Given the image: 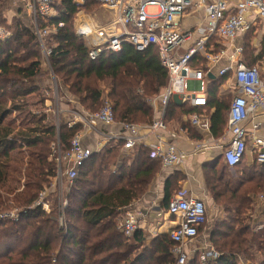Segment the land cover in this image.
Returning <instances> with one entry per match:
<instances>
[{
	"label": "trees",
	"instance_id": "1",
	"mask_svg": "<svg viewBox=\"0 0 264 264\" xmlns=\"http://www.w3.org/2000/svg\"><path fill=\"white\" fill-rule=\"evenodd\" d=\"M53 2L58 15L37 19L40 29L52 28L43 37L44 48L33 25L18 15L10 28L3 26L11 35L0 40V214L12 210L18 214L15 219L0 217V264H174L169 233L157 234L147 242L141 228L127 237L118 227L123 209L143 196L162 166L151 156L149 147L137 146L124 157L121 143L92 151L72 182L63 179L69 186L62 209L64 226L58 224L62 206L55 200L48 212L37 204L57 170L50 148L57 138L54 116L46 111L45 90L33 79L43 49L59 88L91 112L107 99L118 123H151L149 100L163 92L168 81L155 46L137 51L124 44L120 52H107L91 60L83 40L74 32L73 19L80 7L97 4L93 0H86L83 6L74 0ZM253 32L252 28L244 35L242 61L247 65H254L264 54V44L257 55L250 52ZM99 81L105 83L104 89L96 86ZM220 82L211 78L206 88L207 106L213 109L211 129L216 135L226 125L229 105L217 96ZM33 95L38 97L35 102L30 100ZM203 109L207 111V107L169 101L164 121L178 122L182 115ZM11 114L18 115V126H14V118H9ZM80 129V124L68 127L65 118L60 120L62 152L68 150L71 138ZM240 163L233 166L235 176L221 162V156L202 166L210 197L225 210L228 219L214 227L211 243L217 255L207 264H264V225L254 229L244 216L252 204L249 195L264 190V164L245 168L239 167ZM183 179L177 171L166 179L162 201L166 210L171 194L181 189ZM188 261L186 264H200V252Z\"/></svg>",
	"mask_w": 264,
	"mask_h": 264
},
{
	"label": "built area",
	"instance_id": "2",
	"mask_svg": "<svg viewBox=\"0 0 264 264\" xmlns=\"http://www.w3.org/2000/svg\"><path fill=\"white\" fill-rule=\"evenodd\" d=\"M24 9L34 18V29L38 38L45 36L50 29H40L37 19H50L57 14L53 0H19ZM108 17L100 20L85 13L80 7L75 15L74 32L84 40L88 57L96 60L104 53H117L124 44H129L137 51L155 46L159 59L168 72L167 85L163 92L150 99L153 118L151 123L142 125L130 122H116L112 107L107 99L103 100L95 112H75L67 120V126L81 125L71 138L69 148L61 151L58 137L57 118L63 113L59 108L57 86L53 80L50 88L54 96L51 114L56 119L57 138L50 143L56 161V177L53 182L58 186L66 178L72 182L78 168L90 156L92 149L83 144V133L94 134L99 147L105 144H122V150L146 144L151 156L160 160L163 167H177L183 163L188 154L204 152L211 147L208 141L192 143L190 150L180 149L174 141L168 139L170 134L164 121V113L169 101L182 105L189 103L192 107L207 105L206 88L213 73L214 64L225 54V48H216V43L234 40L238 34L248 32L256 26L262 27L264 38V0H93ZM83 6L86 0H74ZM153 8V11H149ZM202 11L203 17L194 23L195 13ZM99 12H96V14ZM102 19V20H101ZM10 33L0 28V40H5ZM230 57V64L219 69L218 76L231 73L234 88L238 92L227 106L226 131L229 134L227 146L223 149V159L229 168L239 163L246 153L248 141L257 163L264 164V139L256 135V129L264 124V81L257 64L247 65L241 60V48L235 49ZM200 66H193L196 62ZM233 61V62H232ZM205 62V67H201ZM215 75V74H214ZM52 101V99H51ZM51 103V102H50ZM261 117L260 123L252 125V131L246 128V121L253 114ZM191 125L209 128V119L193 112L187 116ZM103 129H102V128ZM152 137V139H150ZM45 190L40 193L37 204L48 211L43 199ZM262 197V196H261ZM61 212V211H60ZM167 213L176 218L174 227L168 232L175 256L174 264H186L192 249V242L199 236V227L207 220V208L203 198L190 194L185 188L174 192L169 200ZM61 214V213H60ZM61 215H59L60 217ZM1 218H17L12 210L0 214ZM61 224V219H60ZM143 223L136 212L126 209L118 221V227L127 236L141 228ZM199 251V248L198 250ZM214 250L202 249L200 264H207L216 257ZM240 264H249L241 262Z\"/></svg>",
	"mask_w": 264,
	"mask_h": 264
},
{
	"label": "crops",
	"instance_id": "3",
	"mask_svg": "<svg viewBox=\"0 0 264 264\" xmlns=\"http://www.w3.org/2000/svg\"><path fill=\"white\" fill-rule=\"evenodd\" d=\"M191 20H194V18ZM195 21H197V19H195ZM246 33L238 34L234 40L224 42L225 44L224 48L226 49V52L222 56V58L219 61H217L213 66V73L215 75L212 74L213 76L212 78H216L218 80L221 79L217 91H219L220 87L224 88L227 85L228 90L231 89L233 93L238 92L236 90H233L235 86H234L233 78H231L230 72H228L227 75L224 76H218L216 73L218 72L219 69L230 64L229 62L230 57L235 55L236 48H241L240 56L242 60L243 48L240 44L235 43V41L238 38L244 37ZM227 45H229V47ZM255 64L258 65L260 69L261 77L264 81V54L261 56L259 60L256 61ZM45 106L47 107L46 111L51 112L52 105L50 106L49 99H46ZM205 107H207V111L205 110L206 109L205 108L200 112V114L206 117L207 120L209 119L208 129H201L191 125L187 119V116L189 114L187 115L185 114L182 115L181 120L178 122L171 121L166 123L167 128L170 131V134H168V139L174 141L180 149L185 151L190 150V148L192 147V143L196 141H208V143L211 144V147L205 150L204 152L186 155L183 159V163L177 167L166 168L161 166L159 172L157 173L156 177L153 179L152 183L150 184L147 191L143 194V196L140 197L138 200L132 202L127 208L123 209L122 215L120 216L122 217L124 215V211L126 209L133 210L134 212H136L137 216L139 217V220L143 223L141 229L145 231L146 239L147 238L152 239L157 234L160 233L167 234L174 227L176 218L174 216H169L167 210L162 206L164 183L166 179L174 171H177L184 176V179L179 183L180 187L185 188L193 196L203 198L206 203L207 220L199 230V236H198L199 252H201L202 249L214 250L211 243L214 227L218 222L228 221L225 210L220 205L218 206L217 204L215 203L212 204V202H210L211 197L209 198L208 196L210 192L205 187V185L204 186L201 185L203 181L202 179L203 165H207L208 163L214 161L216 158L220 156H221V162L225 164L222 154H223V149L225 146H227L229 140V134L226 131V125L223 127L222 132L220 134L216 135L212 133L209 116L210 114H212L213 109L209 108L207 105ZM225 112H227V110H225ZM225 118H226V113H225ZM260 122H261L260 115L255 113L250 116V118L246 121L245 125L249 131H252V125ZM255 131H256L255 132L256 135L264 139V124L261 123L260 127ZM87 135L89 136V139H91V142L89 144L85 143L83 137V144L89 147L90 149H92L93 152L94 151L98 152L104 147V146L99 147L97 141L95 140L94 134L88 133ZM150 139H152V137H150ZM107 145L114 146V144H107ZM142 145L147 147L146 144L145 145L142 144ZM128 152L129 151H124L121 149L120 154L124 157L128 154ZM254 163L257 162H255L254 160V154L251 151V143L248 141L246 153L244 154L241 163L239 164V167L250 168ZM229 170L232 172L233 176H235L233 168H229ZM262 180L264 182V175ZM249 197L251 198L252 204L250 206L249 211L247 212L248 214L247 221H249L248 219L251 218V225L254 227V229L255 228L260 229L264 225V190L263 191L259 190L255 194H250ZM213 207L215 210L212 212L210 210ZM209 214H211V216H209ZM148 233L150 235H148Z\"/></svg>",
	"mask_w": 264,
	"mask_h": 264
},
{
	"label": "rangeland",
	"instance_id": "4",
	"mask_svg": "<svg viewBox=\"0 0 264 264\" xmlns=\"http://www.w3.org/2000/svg\"><path fill=\"white\" fill-rule=\"evenodd\" d=\"M22 6H23V4L19 0H0V24H1L0 28L7 30L5 27H3L6 25L10 28V26L12 25L13 18L16 17V15L23 17L22 20L24 22H26V23L29 22L34 27V18H32V16L29 13H27L26 10L24 11L21 8ZM19 9L22 10L23 12H20ZM55 9L57 11L56 12L57 14L55 15V17H56L58 15V10H57L56 6H55ZM153 10H154L153 8L149 9V11H153ZM96 12H99V14L98 13L96 14ZM76 13H78V12H76ZM85 13L87 15H89L90 17H93V18H96L99 20H100V18H98V17H100V13L102 14L101 16H104V19L108 17V15L105 12L101 11V8L99 9V6L87 7V8H85ZM75 15H74V19H73V28H74V22H75ZM55 17H53V18H55ZM194 17H195L194 20H191V22H195V19H197V21L199 19H201L203 17L202 11H197L195 13ZM36 24L38 25V23H36ZM51 29L52 28H50V30ZM7 31L11 35V31L10 30H7ZM261 32H262V28L260 26L259 27L256 26L254 28L253 35L249 38V40H250L249 41V47H250L249 50L252 53V55H257L260 52V50L262 49V46L264 44L263 43L264 38H263ZM43 37H41V38L37 37L42 48H44L43 42L45 41V38H43ZM79 39H82V38H79ZM216 40L217 39L214 38L210 41L213 44L216 43V45H215V47H213V49L225 47L224 42H220V41H216ZM244 40H245L244 37L238 38L235 41V43L240 44L242 46V48H244ZM83 42H84V40H83ZM227 46L229 47V45H227ZM245 50H246V48H245ZM244 54H246L245 51H244ZM47 56H48V54L46 52V49H43L41 61H39L37 66L33 69L35 72V76L33 77V79L35 81H37V83L42 85L43 89L45 90L44 95L46 96V99H49V103L51 102L50 104H53V105H54V102H53L54 96H53V93H52L50 88L52 87L53 80H54V82L57 86V92L59 95L58 96L59 97L58 105H59V108L63 110V113L59 115V119L57 118V126L59 127V122L61 119L65 118V120H68L69 118L74 117L73 113H75V112H91V111L87 110L84 105L80 104L76 97L65 92V89H62V87L59 88V83L57 82L59 80H57L53 71L49 67ZM195 65L200 66V62L197 61L196 64H193V66H195ZM201 67H202V65H201ZM18 76H20V75H18ZM47 84H49L50 88L48 87ZM96 86L104 89L105 83L102 81H99L96 83ZM217 95L219 96V99L222 100L223 102H225V105L227 106L229 104L231 98L233 97V92L231 91V89L228 90V87L226 85V87H224V88H221V87L219 88ZM37 98L38 97L36 95H33V97H30V100H33L35 102V100ZM50 98L52 99V101ZM152 98H154V97H152ZM172 102L176 103L175 101H172ZM44 104H46V100H45ZM8 105H9V100H7V106ZM92 112H94V111H92ZM9 118L10 119L14 118V119H12V121L15 122L14 126L15 125L18 126L20 119L18 118L17 114H11V116ZM54 121L56 124V119ZM83 136H84V142L89 144L91 142V139H89V136L87 135V133L84 132ZM109 168H113V165H110ZM200 179H201V176H200ZM202 179H203V181L201 180L202 181L201 185L204 186L205 185L204 174L202 175ZM61 183L62 184L58 186V182L55 184L53 182V179H52L51 185H49L45 189V196H44L43 201L47 205L48 211H49L51 204L53 203V200H55L58 205L62 206L60 208V211H61L60 215L61 216L60 217L58 216V224H59V226H62V225L64 226V210H62V209H63V207H65V205H63V204L65 203V198H66L65 194L67 193L69 186H68V184H66V182H61ZM205 187H206V185H205ZM208 196L210 198V194ZM210 202H212V204H213V201L211 198H210ZM211 206H213V205H211ZM214 210L215 209L213 207V208H211L210 211L213 212ZM209 216H211V214H209ZM244 216L248 217L247 212L245 213ZM60 219H61V224H60ZM248 220L249 221H247V219H246L245 222H247V224L251 225V218ZM148 235H150V234L148 233ZM147 239H148L147 240V242H148L151 238H147ZM191 247H192V249H195L196 251H191L189 253V256H188L189 261H190V259L193 260V258L197 256L198 238L193 240Z\"/></svg>",
	"mask_w": 264,
	"mask_h": 264
},
{
	"label": "water",
	"instance_id": "5",
	"mask_svg": "<svg viewBox=\"0 0 264 264\" xmlns=\"http://www.w3.org/2000/svg\"><path fill=\"white\" fill-rule=\"evenodd\" d=\"M208 77H211L212 78L213 76H212V74H209Z\"/></svg>",
	"mask_w": 264,
	"mask_h": 264
}]
</instances>
